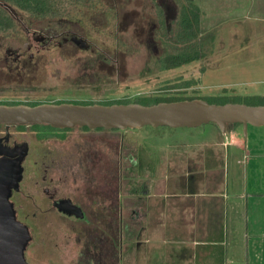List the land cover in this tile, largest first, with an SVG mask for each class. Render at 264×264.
<instances>
[{
  "label": "flooded vegetation",
  "instance_id": "1",
  "mask_svg": "<svg viewBox=\"0 0 264 264\" xmlns=\"http://www.w3.org/2000/svg\"><path fill=\"white\" fill-rule=\"evenodd\" d=\"M126 2L0 0V106L103 105L167 92L163 85L152 95L109 99L103 88L105 82L114 81L105 79L104 65L111 75L118 68V56L100 55L97 50H93L96 55L85 56L40 54L46 47L78 51L98 47V41L88 35L106 30L105 26L118 22L120 14L137 10L135 0ZM57 63L69 65L70 76L64 77L68 87L63 88L68 90L67 97H55L53 89H40L41 65ZM75 65L92 72L71 74ZM132 130H50L0 124V161L19 170L8 202L15 222L28 234L23 249L26 264L41 260L47 264H119L122 236L132 233L131 224L140 215L138 199L151 174L146 168L137 174L136 140L124 135ZM46 226L49 232L44 231Z\"/></svg>",
  "mask_w": 264,
  "mask_h": 264
},
{
  "label": "rangeland",
  "instance_id": "2",
  "mask_svg": "<svg viewBox=\"0 0 264 264\" xmlns=\"http://www.w3.org/2000/svg\"><path fill=\"white\" fill-rule=\"evenodd\" d=\"M194 2L198 6H203L205 2L208 5L211 4L212 7L219 8L216 10H211L210 7L203 8L210 13V18L208 19L207 15L203 16L202 28L204 32H214L215 35L212 46H210L211 54L202 60L194 61L177 69L165 71L161 66L162 57L167 54L174 55L178 48L175 47L172 35L176 30L175 23L178 19L181 1L174 0H135L137 10L131 11L130 14H120L118 22H112L117 25L116 27L112 24L110 27L105 26L106 30L102 32H90L92 38L91 35L88 37L98 41V47L93 46L91 51H78L69 48L55 50L52 47H46L40 54L43 56L71 54L85 56L96 55L93 50H97L100 51V55L118 56V68L114 69L111 75L109 74L111 69L104 65L105 75H108L105 76V79H110V82L114 81L108 85L105 82L103 90L107 92L104 93L106 98L123 97L131 100L140 94L152 95L155 90L165 85L164 89L167 88V92L155 95L197 97L219 103L234 102L233 104H240L235 102H246V99L253 98V103H264V97L256 96L259 92L264 94V85L257 83L260 81L258 79L264 78V47H261L264 38V22L262 21L264 16L258 17L252 10L246 16L236 10L228 16L224 10V0H195ZM125 7L130 6L127 4ZM106 22L107 17L104 23ZM162 22L164 25L160 30ZM78 32L84 33L83 31ZM115 36L117 39L121 37L120 41H117ZM179 47L182 48V45ZM68 66L61 63L42 64L40 83L35 79V84H40L41 91L53 89V92L56 93L55 97H67L68 90L63 88L68 87V84L64 83V81L67 82L64 77L70 76L67 72ZM79 66L75 65L71 74L75 73L74 75L78 76L81 75L80 72L86 74L92 72V70ZM60 79L61 81H59ZM186 82H189L190 86L180 88ZM258 97L263 100L258 101ZM234 132L242 141H246L248 138L256 143L258 148L264 146V127L248 126L244 131L242 125H228L224 137L229 138ZM104 133L112 135L108 132ZM124 135L136 140L137 174H143L140 168H146L149 170L148 172L151 171V175L155 178L154 181L160 183L155 189L159 195H162L168 187L169 190L175 188L172 185L182 179L181 186L189 187L186 193L191 195L185 201L193 202L201 198L194 199L192 197L198 191L194 190L191 184L194 180H201L203 174L211 173L212 169H219L220 174L224 177L227 175V171L232 177L231 170L234 169L235 176L233 178L236 179L234 186L237 184L240 187L244 181V170L247 169L249 172L248 184L253 182L252 173L264 172V162L245 160L243 152L238 154L236 164L231 167V159L227 160L226 148L220 144L222 132L212 123L195 128L176 129L144 126L132 131H125ZM164 179H168L170 184ZM163 181L167 186L163 184L162 187ZM201 190V194H209L211 189ZM141 193L138 199V208L140 214L145 216L148 212L151 213L147 208L148 200L144 192ZM170 193L182 194L183 192L177 190L170 191ZM181 199H159L151 200L149 203L156 204L158 212L156 211L155 215L166 216L175 214L173 211L177 201ZM203 200L208 201L209 198L205 197ZM164 203L169 205L162 206ZM164 210L168 213L165 214ZM44 231L49 232V227H44ZM138 234L141 233L138 232ZM127 250L124 248L121 252L120 264H125ZM37 264H47V261L41 260Z\"/></svg>",
  "mask_w": 264,
  "mask_h": 264
},
{
  "label": "crops",
  "instance_id": "3",
  "mask_svg": "<svg viewBox=\"0 0 264 264\" xmlns=\"http://www.w3.org/2000/svg\"><path fill=\"white\" fill-rule=\"evenodd\" d=\"M204 7L219 9L205 2L203 6H198L202 24L204 15L210 18ZM224 10L228 16L235 10L246 16L252 10L258 17H263L264 0H224ZM262 42L263 48L264 38ZM258 80L259 85H264V78ZM256 96L264 97V94L259 92ZM222 135L220 144L226 148L231 167L236 164L241 152L245 160L264 162V146L258 148L248 138L242 141L235 132L229 138L224 137V133ZM220 173L219 169H212L211 173L203 174L201 180H194L191 187L198 193L192 197L201 199L187 202L185 199L191 195L186 193L189 187L181 186L182 179L172 185L175 188L169 190L168 187L159 195L155 189L160 183L154 181L151 172L144 191L151 214L148 212L142 216L137 206L140 215L131 224L132 233L122 236L121 252L124 248L128 249L125 264H264V172L252 173L253 182L248 184L249 172L244 170L241 187L234 186V169L231 170L232 177L229 171L225 177ZM164 181L169 183L168 179ZM209 188V194H201V189ZM177 190L183 193H170ZM205 197L209 200H203ZM169 198H182L177 201L175 214L169 215L164 210L166 216L155 215L158 208L149 201Z\"/></svg>",
  "mask_w": 264,
  "mask_h": 264
},
{
  "label": "water",
  "instance_id": "4",
  "mask_svg": "<svg viewBox=\"0 0 264 264\" xmlns=\"http://www.w3.org/2000/svg\"><path fill=\"white\" fill-rule=\"evenodd\" d=\"M214 124L224 133L228 125L264 127V106L226 103L209 104L203 100H185L144 106L137 103L113 105L41 104L0 106V124L48 125L54 129L86 127L89 129H139L144 126L195 128ZM18 166L0 161V264H26L23 249L28 240L8 202L17 187Z\"/></svg>",
  "mask_w": 264,
  "mask_h": 264
},
{
  "label": "trees",
  "instance_id": "5",
  "mask_svg": "<svg viewBox=\"0 0 264 264\" xmlns=\"http://www.w3.org/2000/svg\"><path fill=\"white\" fill-rule=\"evenodd\" d=\"M181 1L179 5V13L178 19L175 23L176 30L173 32L175 47H178L176 53L174 55L167 54L162 60L161 66L162 69L167 71L171 69H177L181 66L190 64L194 61L202 60L203 58L208 57L211 54L210 46H212V42L214 41L215 35L214 32H204L202 29V18L201 13L198 6L193 2V0H174ZM161 14V12H160ZM40 17H44V14L40 15ZM1 23V18H0ZM163 22L161 23L160 30H162ZM164 29V27H163ZM164 31V30H163ZM182 45V48L179 46ZM180 48V50H179ZM190 86L189 82H186L183 87L187 88ZM258 101H262L263 98L258 97ZM200 99L197 97H165V96H156L152 98H141V100L134 99L133 101H118V102H110L105 103L103 105H112V104H129V103H137L144 106H150L157 103H170L177 101H185V100H195ZM206 101L209 104H217L223 105L226 103H230L227 101L224 102H213L205 99H200ZM252 99H246V102H235L240 104H245L249 106H264V103L258 102L253 103ZM234 103V102H232ZM37 128L41 129H52L48 125H34Z\"/></svg>",
  "mask_w": 264,
  "mask_h": 264
}]
</instances>
